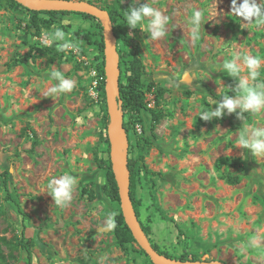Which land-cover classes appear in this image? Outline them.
Listing matches in <instances>:
<instances>
[{
    "label": "rangeland",
    "instance_id": "obj_1",
    "mask_svg": "<svg viewBox=\"0 0 264 264\" xmlns=\"http://www.w3.org/2000/svg\"><path fill=\"white\" fill-rule=\"evenodd\" d=\"M146 2L139 0L136 6ZM148 2L170 17L165 38L151 41L144 32L147 20L135 29L122 27L141 55L147 107L163 114L155 127L157 138L143 152L153 175L135 177L138 221L149 228L150 244L174 260L264 264V157L251 155L240 144L245 128L264 127V110L244 113L245 120L237 119L236 113L225 114L223 123L199 118L202 111L215 107L214 99L236 95L237 81L222 67L234 52L260 58L255 80L243 65L240 75L250 85L264 83V25L241 26L247 22L231 13V0ZM196 9L205 17L199 39L192 38L189 23ZM30 16L0 0V174L9 172L10 194L26 215L23 218L5 198L0 177V237L14 246L23 236L33 239L32 264H150L137 243L125 253L112 230H100L106 217L121 209L104 194V174L97 166V160L110 159V147L102 123L106 100L98 90L101 60L96 47L82 38L94 29L92 21L75 14L60 16L37 34L28 28ZM57 28L78 51H60L59 41L45 46L43 37L48 34L51 40ZM116 46L117 53L129 54L117 39ZM50 47L53 50L47 52ZM30 48L31 56L20 63ZM54 70L75 81L71 92L48 95L56 83L50 77ZM121 79L124 83L125 76ZM158 88L166 91L158 95ZM127 121L124 116L123 127ZM150 124L149 113L142 111L140 122L128 131L124 127L127 164L137 158L130 146L138 138L151 137ZM30 130L37 142L32 152ZM232 159L245 168L234 186L220 178L236 172ZM63 174H72L78 183L72 201L59 207L49 195L48 183ZM84 188L95 193L94 201L81 194ZM254 237L259 240L256 247L249 243ZM2 250L6 264H27L21 248Z\"/></svg>",
    "mask_w": 264,
    "mask_h": 264
},
{
    "label": "trees",
    "instance_id": "obj_2",
    "mask_svg": "<svg viewBox=\"0 0 264 264\" xmlns=\"http://www.w3.org/2000/svg\"><path fill=\"white\" fill-rule=\"evenodd\" d=\"M8 6L14 10H24L31 14L29 18V26L28 28H34L35 33H39L41 29H49L53 26V24L58 20L60 16L65 15H80L92 21L94 26L93 30L88 31L82 35L83 41L87 46L96 47L98 51V57L101 61L99 63L98 68V77L101 79L98 81V90L100 93L101 99L105 102V92H104V84H105V74L103 71V38H102V29L99 22L93 16L86 13L79 12H53V11H41V12H32L20 4L15 2L14 0H4ZM90 3H94L89 0ZM94 4H99V7L106 10L110 20L113 25V31L117 40L122 42V45L127 49H130L129 54L120 53L119 59V69H120V79H119V88H120V100L122 101V110L124 116L128 117V121L124 124L126 127V131L130 129V127H134V122L137 120L140 122V114L142 111H146L150 115V131L151 137H143L138 138L135 143V146H130L133 150H137V158L135 160L128 161V169H129V196L135 210V213L138 217V202L136 201L135 196V177L137 174L142 173L144 177L153 175V173L148 169L147 165L144 163L143 152L150 148L154 139L157 138L155 132V127L160 123L163 114L160 110L154 108H148L145 102V84L142 81V76L144 74L143 64L141 60V55L137 52V46L133 44V40L128 34L127 30H123V26H128L123 16V12L127 11L129 7L133 6L131 0H96ZM136 6V5H135ZM45 16V17H41ZM26 40L24 39L23 42ZM53 47L46 48L47 52H51ZM32 48H30L29 52L25 55V57L20 60V63H26L27 59L31 56ZM122 75L125 76V82H122ZM151 86H147L146 90H149ZM166 90L163 88H158V95H162ZM218 99V98H217ZM106 107V106H105ZM226 116L224 115L220 119H214L218 123H223L226 120ZM102 123L104 126V130L107 129L108 124V115L107 110L105 109L102 116ZM230 123V122H229ZM33 135L32 147L29 152H32L34 147L37 145L35 140L36 135L33 130H30ZM106 144L109 146V141L107 136L104 138ZM230 164L233 168L236 169L235 173H223L220 175L221 180H223L228 185H237L240 182L241 172L244 171V166L239 163L238 159L230 160ZM97 166L100 170L103 171L105 184L102 187V190L106 197L114 204L120 205V198L118 193V187L115 181V177L113 171L111 169L110 159L107 161L100 159L97 160ZM2 179V185L5 190L6 199L13 202L18 213L22 215V217H26L24 212L22 211L20 204L15 201L9 191V172L7 170L3 171L0 174ZM82 195H87L88 201H94L96 199V195L94 192H88L85 188L81 191ZM116 227L112 230V233L117 241V245L119 248L125 253L128 252L129 245L136 243L134 237L127 224L124 221V217L121 213V210L117 212L114 216ZM47 227V226H46ZM144 233L148 235L149 228L141 226ZM49 228V227H47ZM35 244L33 239H25L24 236L17 240L16 246L12 245V242L7 241L4 237H0V264H6V256L3 253L2 246L8 248H21V250L26 252V260L27 264H32V248ZM152 247L160 254L164 255L159 251L158 247L152 245ZM141 254H144V251L140 250ZM168 259V256L164 255ZM177 260L180 262L188 261L184 257H180ZM196 259L193 258L190 262H195ZM152 264V263H150Z\"/></svg>",
    "mask_w": 264,
    "mask_h": 264
},
{
    "label": "clouds",
    "instance_id": "obj_3",
    "mask_svg": "<svg viewBox=\"0 0 264 264\" xmlns=\"http://www.w3.org/2000/svg\"><path fill=\"white\" fill-rule=\"evenodd\" d=\"M138 3L139 0H132L133 6L123 12L127 25L135 29L138 25L142 24L144 20H147L146 31L144 32L148 33L150 40L159 41L165 38L170 17L153 7L148 0L146 3L135 6ZM231 13L247 22L241 26L252 24L253 22L257 25H264V0H240V2H238V0H231ZM204 19L205 17L201 10L196 9L192 12L189 23L192 25L193 39H199V29L202 28ZM65 23H67V20H65ZM57 41L62 42L59 44L60 51H78L76 45L66 39V33L61 28H57L51 33V40L48 38V34H45L42 40L45 46H51ZM242 65L247 68L248 76L251 79L255 80L259 75V69L261 68L260 58L250 54L234 52L231 58L228 59L222 67L229 76L237 81L235 85L236 95L230 96L226 93L220 96L221 99H214L215 107H211L208 111H202L200 113V119L210 121L212 119H220L225 114L236 113L237 119L245 120L246 117L244 113L256 114L264 110V83L250 85L248 79L240 75ZM50 77L56 81V83L47 90L50 97L71 92L75 87V81L65 78L61 70L51 71ZM170 83L174 87L179 86L175 81H170ZM88 115L91 116V113ZM240 144L244 149H247L251 155L264 157V127L255 126L245 128L241 135ZM261 171H264V169ZM77 183V177L72 174H63L59 177L52 178L48 183V189L54 204L59 207L67 206L73 199V193ZM115 227L116 223L114 216L109 214L102 223L100 230L106 232L113 230ZM249 243L250 246L256 247L259 244V240L254 237Z\"/></svg>",
    "mask_w": 264,
    "mask_h": 264
},
{
    "label": "water",
    "instance_id": "obj_4",
    "mask_svg": "<svg viewBox=\"0 0 264 264\" xmlns=\"http://www.w3.org/2000/svg\"><path fill=\"white\" fill-rule=\"evenodd\" d=\"M32 11L79 12L86 13L99 22L103 38V71L105 74L104 92L106 97L111 169L118 187L120 209L124 221L130 229L137 245L148 256L152 264H225L222 261L180 262L160 255L150 244L134 212L129 196V170L127 168L128 139L123 127L122 101L120 100V69L116 37L113 25L106 10L94 3L82 0H14ZM119 138L123 146L119 148ZM111 231V230H110ZM108 232V231H106ZM165 263H164V262Z\"/></svg>",
    "mask_w": 264,
    "mask_h": 264
},
{
    "label": "bare ground",
    "instance_id": "obj_5",
    "mask_svg": "<svg viewBox=\"0 0 264 264\" xmlns=\"http://www.w3.org/2000/svg\"><path fill=\"white\" fill-rule=\"evenodd\" d=\"M122 146H123V142H122V139L119 138V148L120 150L122 149ZM164 262V261H163ZM165 263V262H164ZM168 264V263H167Z\"/></svg>",
    "mask_w": 264,
    "mask_h": 264
},
{
    "label": "built area",
    "instance_id": "obj_6",
    "mask_svg": "<svg viewBox=\"0 0 264 264\" xmlns=\"http://www.w3.org/2000/svg\"><path fill=\"white\" fill-rule=\"evenodd\" d=\"M101 79V78H100Z\"/></svg>",
    "mask_w": 264,
    "mask_h": 264
}]
</instances>
